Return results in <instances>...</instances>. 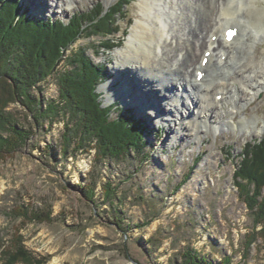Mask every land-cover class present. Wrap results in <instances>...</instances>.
I'll return each mask as SVG.
<instances>
[{
  "label": "rangeland",
  "instance_id": "rangeland-1",
  "mask_svg": "<svg viewBox=\"0 0 264 264\" xmlns=\"http://www.w3.org/2000/svg\"><path fill=\"white\" fill-rule=\"evenodd\" d=\"M19 1L30 15L66 22L73 14L96 5L107 9L119 0ZM158 3L151 15L160 12L167 19L166 9ZM123 11L117 19L121 32L113 37L123 36L118 48L99 52L104 39L83 35L65 55L84 49L95 64L106 66L107 80L96 88L102 107L114 106L110 118L122 108L147 125L142 153L98 167L93 165L91 147L74 154L71 145L63 157L59 145L67 116L37 123L19 104H11L7 111L30 134L0 160V256L5 249L20 247L45 264H174L189 248L214 264L224 256L229 257L228 264H264V234L240 199L233 178L244 145L264 137V88L252 99L250 91L239 88L236 99L244 108L233 119L231 103L212 108L216 130L200 126L178 132L176 119L169 117L170 105L160 99L163 93L156 86L149 95H159L157 103L164 112L157 116L154 108L139 110L150 98L130 80L131 95L125 98L132 104L121 94L114 95L124 81L115 75L117 52L127 47L132 26L144 18L139 0ZM257 43L255 56L260 57L264 43ZM63 68L61 62L54 74L31 90L43 98V105L56 99L57 71ZM235 83L228 82L229 91L234 92ZM242 118H256L255 125L241 129ZM89 182L94 183L91 196L86 194ZM106 184L112 189L109 199L103 194Z\"/></svg>",
  "mask_w": 264,
  "mask_h": 264
},
{
  "label": "trees",
  "instance_id": "trees-1",
  "mask_svg": "<svg viewBox=\"0 0 264 264\" xmlns=\"http://www.w3.org/2000/svg\"><path fill=\"white\" fill-rule=\"evenodd\" d=\"M132 1L119 0L107 9L96 5L63 22L30 15L29 8L19 0H0V160L15 152L30 134L7 111L16 103L37 123H51L59 116H67L59 145L63 157L71 145L74 154L91 147L93 165L98 167L142 153L147 125L122 108L110 118L114 106L102 107L96 88L107 80L106 66L95 64L84 49L65 55L83 35L104 39L99 52L118 48L123 36L113 39L121 32L117 19L123 17L124 8ZM61 62L65 68L57 71V97L43 105V98L32 95L31 90L54 74ZM233 178L240 199L264 234V137L244 145ZM93 185L89 182L87 195H92ZM102 189L109 199L110 184ZM178 257L174 264H214L189 248ZM229 260L224 256L220 264H228ZM0 264H45V261L33 259L17 247L3 250Z\"/></svg>",
  "mask_w": 264,
  "mask_h": 264
},
{
  "label": "bare ground",
  "instance_id": "bare-ground-1",
  "mask_svg": "<svg viewBox=\"0 0 264 264\" xmlns=\"http://www.w3.org/2000/svg\"><path fill=\"white\" fill-rule=\"evenodd\" d=\"M158 1L167 19L160 12L151 15L153 6H160ZM139 4L144 18L132 26L127 47L117 52L115 75L124 81L114 95L121 94L132 104L125 98L131 95L130 80L150 98L139 110L151 107L157 116L164 110L157 103L159 95L150 96L151 86H156L163 93L160 99L170 105L169 117L176 119L174 129L181 132L200 126L216 130L212 108L231 103L233 119L244 108L236 99L239 88L250 91L251 99L264 88V52L256 57L254 50L257 42L264 43V0H139ZM228 27L238 30L231 42L225 38ZM200 48L204 49L199 56ZM235 81L234 92L229 91L228 82ZM255 120L242 118L239 126L255 125Z\"/></svg>",
  "mask_w": 264,
  "mask_h": 264
},
{
  "label": "snow or ice",
  "instance_id": "snow-or-ice-1",
  "mask_svg": "<svg viewBox=\"0 0 264 264\" xmlns=\"http://www.w3.org/2000/svg\"><path fill=\"white\" fill-rule=\"evenodd\" d=\"M228 35H229V38H231V36L233 35V33L230 32Z\"/></svg>",
  "mask_w": 264,
  "mask_h": 264
},
{
  "label": "water",
  "instance_id": "water-1",
  "mask_svg": "<svg viewBox=\"0 0 264 264\" xmlns=\"http://www.w3.org/2000/svg\"><path fill=\"white\" fill-rule=\"evenodd\" d=\"M103 84L99 85V87H101Z\"/></svg>",
  "mask_w": 264,
  "mask_h": 264
}]
</instances>
